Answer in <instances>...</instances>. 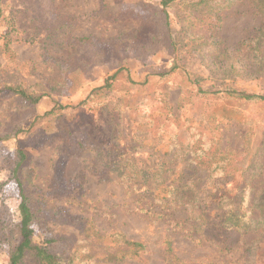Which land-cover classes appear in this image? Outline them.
I'll use <instances>...</instances> for the list:
<instances>
[{
	"label": "rangeland",
	"instance_id": "obj_1",
	"mask_svg": "<svg viewBox=\"0 0 264 264\" xmlns=\"http://www.w3.org/2000/svg\"><path fill=\"white\" fill-rule=\"evenodd\" d=\"M159 1L53 0L51 24L31 23L22 15L15 19V58L0 51V264L7 263L16 236L17 177L30 185L44 214L35 242L52 239L49 246L61 259L167 264L163 240L171 236L175 253L190 263L244 264L242 242L255 233L233 248L198 242L167 217L139 210L133 181L122 178L136 160L137 166L161 170V187L187 178L233 187L242 180L239 171L227 177L212 171L229 152L225 166L240 168L253 160L263 173L254 183L264 182V99L225 93L264 94L261 53H248L251 59L230 74L233 68L224 58L185 43V0L171 2L166 12ZM219 13L215 34L224 47L255 35L261 22L251 0H232ZM58 14L74 22L61 37H47L44 25L50 28ZM82 36L90 39L84 46L75 41ZM251 54L263 63L260 72H253L258 64ZM117 71L109 91L92 96L88 106L72 107ZM5 81H20L45 95L36 104L25 103L4 89ZM56 102L68 108L34 122V113ZM78 139L83 149H77ZM170 190L161 191V198ZM114 230L146 248L120 262L87 260L86 255L112 249L104 236Z\"/></svg>",
	"mask_w": 264,
	"mask_h": 264
},
{
	"label": "trees",
	"instance_id": "obj_2",
	"mask_svg": "<svg viewBox=\"0 0 264 264\" xmlns=\"http://www.w3.org/2000/svg\"><path fill=\"white\" fill-rule=\"evenodd\" d=\"M173 1L175 0H160L162 10L166 12V7ZM231 1L185 0L183 11L186 26L184 28L186 32L185 43L193 46H205L210 50L211 56L225 59L228 66L233 68L230 74H237L242 68L239 65L240 62L251 59L247 55L251 51L261 53L260 61L264 60V0H251L256 13L261 18V22L255 26L256 34L240 40L235 46L224 47L222 46L223 42L215 34V29L219 27L222 19L219 12L224 6L227 7ZM52 2L53 0H0V51L8 58H15V52L11 47L14 40L11 35V28L15 19L18 15H22L31 23L37 22V20L40 22L44 19H47L49 23ZM9 6L10 10L6 12ZM73 22V17L69 15H56L50 28L44 25L45 30L48 31L49 29L47 37H61ZM2 27L5 29L2 30ZM75 41L78 45L84 46L90 42V39L82 36L76 38ZM171 45H174V41L171 42ZM252 57L258 64L257 69L253 72H260L263 63L258 62L255 55ZM118 72L107 77L102 85L91 89L85 98L79 100L72 107L88 106V101L92 96H100L105 91H109ZM4 89L28 104L38 103L45 95L42 92L31 91L20 81H5ZM225 93L239 99H264V94L246 93L235 89L227 90ZM66 108L68 105L56 102L42 114L34 113V122L45 116L59 114ZM75 144L78 150L85 146L84 141L79 139L75 141ZM20 152L23 157L22 151ZM229 154V152H223L219 157L223 164L217 163L212 171H219V175L224 177L232 176L233 172L239 171L242 180L233 187H229L223 182L208 184L207 181H204L199 183L189 181L188 178L175 185L166 184L161 187V170L144 164L137 166L139 162L136 160L133 161V168L123 172L122 178L127 176L128 181H133L136 200L138 203H142L138 207L139 210L155 215L157 218L167 217L168 222L187 231V234L198 242H217L223 249L233 248L242 242L244 235L255 233L254 238L242 242L243 262L244 264H264V248H262L264 246L261 245L264 242V182H260V185L254 183L256 177L263 175L261 166L251 160L244 167L237 168L236 165L233 167L231 164L232 168H230L224 165V162L229 163L227 159ZM182 174L184 175V172ZM16 182L19 200L17 205L18 221L16 236L8 249L6 264H81L82 261L77 263L73 261L70 255L61 259L62 257L51 250L49 246L52 239H47L46 242L43 241L44 243L35 242L36 226L44 214L32 196L30 185L21 177H17ZM168 187H171L169 197L162 196L161 198V191ZM175 213H183L184 215L176 217ZM104 238L105 244H112L113 250L104 248L93 255H86L87 260L97 257L98 261L120 262L139 256L146 248L143 242L129 239L118 230L105 234ZM163 245L164 259L167 264H193L175 253L171 236H167L163 240Z\"/></svg>",
	"mask_w": 264,
	"mask_h": 264
}]
</instances>
